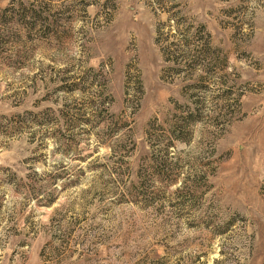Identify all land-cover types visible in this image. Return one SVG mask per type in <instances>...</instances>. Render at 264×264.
I'll return each instance as SVG.
<instances>
[{
	"label": "rangeland",
	"instance_id": "1",
	"mask_svg": "<svg viewBox=\"0 0 264 264\" xmlns=\"http://www.w3.org/2000/svg\"><path fill=\"white\" fill-rule=\"evenodd\" d=\"M0 264H264V0H0Z\"/></svg>",
	"mask_w": 264,
	"mask_h": 264
}]
</instances>
